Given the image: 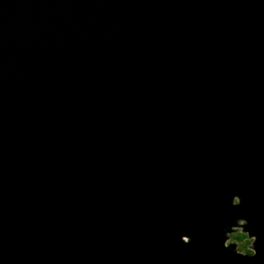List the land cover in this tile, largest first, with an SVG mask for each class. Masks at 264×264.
Masks as SVG:
<instances>
[{
  "label": "water",
  "instance_id": "water-1",
  "mask_svg": "<svg viewBox=\"0 0 264 264\" xmlns=\"http://www.w3.org/2000/svg\"><path fill=\"white\" fill-rule=\"evenodd\" d=\"M0 264H264V0H0Z\"/></svg>",
  "mask_w": 264,
  "mask_h": 264
},
{
  "label": "clouds",
  "instance_id": "clouds-1",
  "mask_svg": "<svg viewBox=\"0 0 264 264\" xmlns=\"http://www.w3.org/2000/svg\"><path fill=\"white\" fill-rule=\"evenodd\" d=\"M242 197L238 192H233L230 198L231 206H238L242 203ZM250 221L246 216L238 215L231 221L221 226L223 239L222 247L230 250L240 256H255L257 253L256 241L258 236L253 227H250ZM183 243H188L191 239L187 233H181Z\"/></svg>",
  "mask_w": 264,
  "mask_h": 264
}]
</instances>
